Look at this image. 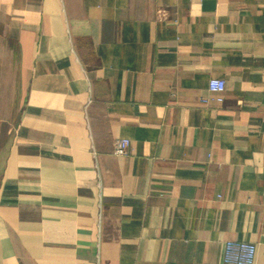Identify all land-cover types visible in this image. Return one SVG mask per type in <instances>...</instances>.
Here are the masks:
<instances>
[{
  "label": "crops",
  "instance_id": "0c3cea01",
  "mask_svg": "<svg viewBox=\"0 0 264 264\" xmlns=\"http://www.w3.org/2000/svg\"><path fill=\"white\" fill-rule=\"evenodd\" d=\"M227 240L264 264V0H0V264Z\"/></svg>",
  "mask_w": 264,
  "mask_h": 264
},
{
  "label": "built area",
  "instance_id": "2783aa9c",
  "mask_svg": "<svg viewBox=\"0 0 264 264\" xmlns=\"http://www.w3.org/2000/svg\"><path fill=\"white\" fill-rule=\"evenodd\" d=\"M208 90L213 94V100L222 102L225 83L220 78H210ZM129 140L120 138L115 141L114 152L124 155L127 152ZM256 246L253 242L244 240H227L223 246L222 260L225 264H255Z\"/></svg>",
  "mask_w": 264,
  "mask_h": 264
}]
</instances>
